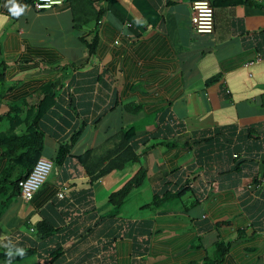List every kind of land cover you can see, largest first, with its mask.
Listing matches in <instances>:
<instances>
[{
	"label": "crops",
	"instance_id": "1",
	"mask_svg": "<svg viewBox=\"0 0 264 264\" xmlns=\"http://www.w3.org/2000/svg\"><path fill=\"white\" fill-rule=\"evenodd\" d=\"M192 1L16 0L17 18L0 0L1 142L50 91L41 156L81 130L29 200L3 189L27 147L0 143V250H33L11 264H264V0H209L211 33L191 29Z\"/></svg>",
	"mask_w": 264,
	"mask_h": 264
},
{
	"label": "trees",
	"instance_id": "2",
	"mask_svg": "<svg viewBox=\"0 0 264 264\" xmlns=\"http://www.w3.org/2000/svg\"><path fill=\"white\" fill-rule=\"evenodd\" d=\"M211 5H214V2L211 1ZM89 48V52H92V48H93V41H91L88 45ZM1 75V73H0ZM214 78H216V76L214 77H210V80H213ZM48 87H47V91H48ZM54 92L50 91L47 93H44L42 99L39 100V102L35 105V106H29L27 108L26 111V118L27 121H29V124L27 126V132L25 133V135L21 136V137H16L14 138L16 141L15 143H12V138H7V137H3V141L0 143L3 144V146L5 148H7L8 150V146H6V144L9 145L13 144L16 145V147H21V148H25L27 147V150L23 153H20V155H17V158L15 159V157H13V161L15 162V165H19L21 168L23 167L24 169V173L21 174L19 177H12V170L7 171L6 170V175H5V179L6 181H8V184H4L3 185V189H5V191L10 188L11 189V193H13V195H16L19 193V188H18V180L25 176L27 174V172L32 168L33 164L35 163V161L37 160L38 157L41 156V131H39V121L41 119V116L43 115V113L46 111V105L48 103L47 97H54ZM81 130H75L72 133V136L70 137V141L69 143H61V145H59L58 150L56 152V155L53 159H51L53 161V163H60L62 162L66 155L69 152V148L72 145V143L76 140V138L79 136ZM128 134H125L124 137H126ZM39 139V140H38ZM10 149V148H9ZM8 153L10 154V151H8ZM124 152H121L120 154H122ZM129 158V157H128ZM128 158H121V161L118 162V164H116L115 162H113V160L111 161V163L108 164V166L105 169H101L102 171L98 174V176H101L105 170H108L109 167L112 166H122V164L124 162H126L128 160ZM135 156H131L130 159L131 160H135ZM78 159H82L84 160V155H81L78 157ZM118 159V157H117ZM145 169H143L142 167H140L134 174L133 176L126 181L123 186L118 189L115 192H112L109 195V201L116 204L117 206H119L122 201L124 200V198L127 196V194L131 191V189H133L134 187H138L142 182L143 179L145 177ZM12 175V176H11ZM97 175V174H96ZM97 176V177H98ZM166 195L169 194V191H167L165 193ZM176 194H179V192H176ZM157 197L155 196L153 201L156 199ZM9 200V199H8ZM7 202V200L4 202V204ZM47 221H42L40 222L37 226L39 231H44L47 233H50L53 229H52V225L48 223H46ZM49 226V227H48ZM229 247V243H223V242H217L214 245V249H213V253L211 255V260L214 262H218L221 260V258L223 257V255L226 253L227 249ZM15 249L13 248L12 251L15 253ZM25 250V255L23 257L19 256V255H14L11 258V262L13 261H18L21 260L22 258L27 257L28 255H30L33 250L30 248H23ZM9 249L5 250L2 249L0 250V257L3 259H6L7 261L9 260V257L7 256V252Z\"/></svg>",
	"mask_w": 264,
	"mask_h": 264
},
{
	"label": "built area",
	"instance_id": "3",
	"mask_svg": "<svg viewBox=\"0 0 264 264\" xmlns=\"http://www.w3.org/2000/svg\"><path fill=\"white\" fill-rule=\"evenodd\" d=\"M59 3L50 0H33L32 6L35 10L51 8ZM191 29L196 33H211L214 28V9L209 0H193L189 16ZM260 57L255 59L258 61ZM251 61L250 63H252ZM236 156V154H233ZM53 167V161L46 157H38L27 174L18 180L19 194L24 200L32 198L34 192L46 180ZM64 192H59L61 198Z\"/></svg>",
	"mask_w": 264,
	"mask_h": 264
},
{
	"label": "clouds",
	"instance_id": "4",
	"mask_svg": "<svg viewBox=\"0 0 264 264\" xmlns=\"http://www.w3.org/2000/svg\"><path fill=\"white\" fill-rule=\"evenodd\" d=\"M50 2H55V3H59V0H50ZM5 7L8 8V11L11 13L12 16L14 17H19L20 15H22L25 11V8L27 7L25 6H21L19 5L16 0H7V4L5 5ZM44 157V156H42ZM19 188V187H18ZM35 193V192H34ZM6 248H8V252H7V256L9 257V260L7 262V264H11V258L14 255H19L21 257H23L25 255V250L23 248H19L17 247L15 249V253L12 251V248L9 245H5Z\"/></svg>",
	"mask_w": 264,
	"mask_h": 264
}]
</instances>
